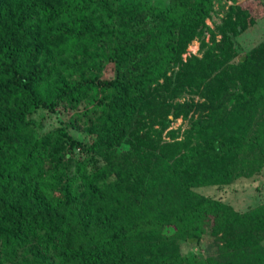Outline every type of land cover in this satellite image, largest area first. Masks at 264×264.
Wrapping results in <instances>:
<instances>
[{"label":"trees","instance_id":"16d2710c","mask_svg":"<svg viewBox=\"0 0 264 264\" xmlns=\"http://www.w3.org/2000/svg\"><path fill=\"white\" fill-rule=\"evenodd\" d=\"M214 1L0 0V264H264V202L195 191L264 173V41Z\"/></svg>","mask_w":264,"mask_h":264},{"label":"rangeland","instance_id":"374dc122","mask_svg":"<svg viewBox=\"0 0 264 264\" xmlns=\"http://www.w3.org/2000/svg\"><path fill=\"white\" fill-rule=\"evenodd\" d=\"M155 3H162L164 0H151ZM264 0H215L214 11L210 17L206 19V23L210 26L214 22L220 20L226 21L230 26L234 27L236 20H239L243 30L239 34H233V41L235 47L241 54L242 51L255 44L257 40L264 41ZM245 14L246 16H243ZM253 25H255L253 27ZM197 41H192L187 47L189 49L196 50ZM103 76L110 77L111 71L109 67L103 72ZM81 110V108H79ZM42 122L45 128L55 126L59 121L62 123L70 124L71 111L55 113H43ZM71 116V117H70ZM78 117V115H76ZM77 119V118H76ZM81 122L78 120L75 122V126L80 128ZM183 127L184 123L181 119H176L172 122L171 127L177 125ZM73 134L84 141V133L81 129L72 128ZM195 191L201 194H210L215 198H219L228 204H230L236 210H244L248 207H252L256 204L264 202V173L253 178L236 179L231 185L222 188H214L211 186H201L195 188ZM209 242V237L204 236L198 245H182V251H201L206 243Z\"/></svg>","mask_w":264,"mask_h":264},{"label":"built area","instance_id":"2783aa9c","mask_svg":"<svg viewBox=\"0 0 264 264\" xmlns=\"http://www.w3.org/2000/svg\"><path fill=\"white\" fill-rule=\"evenodd\" d=\"M188 51H190V52H194V50H191V49H189Z\"/></svg>","mask_w":264,"mask_h":264},{"label":"clouds","instance_id":"9594fccd","mask_svg":"<svg viewBox=\"0 0 264 264\" xmlns=\"http://www.w3.org/2000/svg\"><path fill=\"white\" fill-rule=\"evenodd\" d=\"M195 51V50H194Z\"/></svg>","mask_w":264,"mask_h":264}]
</instances>
